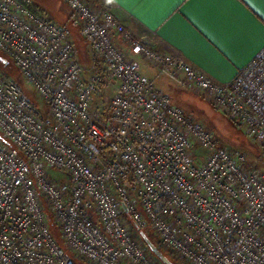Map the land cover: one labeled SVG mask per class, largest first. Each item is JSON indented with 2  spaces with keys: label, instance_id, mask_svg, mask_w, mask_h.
Masks as SVG:
<instances>
[{
  "label": "built area",
  "instance_id": "2783aa9c",
  "mask_svg": "<svg viewBox=\"0 0 264 264\" xmlns=\"http://www.w3.org/2000/svg\"><path fill=\"white\" fill-rule=\"evenodd\" d=\"M60 1L72 12L87 63L77 58L67 25L24 0H0L1 57L39 100L0 75V264H163L139 231L187 264H264V172L218 146L113 35L135 53H151L158 76L172 80L158 70L172 66L176 81L195 84L260 141L262 157L264 47L220 82L134 37L113 5ZM107 86L108 104L93 106Z\"/></svg>",
  "mask_w": 264,
  "mask_h": 264
},
{
  "label": "crops",
  "instance_id": "0c3cea01",
  "mask_svg": "<svg viewBox=\"0 0 264 264\" xmlns=\"http://www.w3.org/2000/svg\"><path fill=\"white\" fill-rule=\"evenodd\" d=\"M86 1L97 6L113 5V13L134 37L143 39L161 53L182 55L220 82L230 80L264 47V0ZM25 3L48 19L67 25L77 48V57L88 62L87 48L66 4L60 0H42L40 3L25 0ZM113 42L127 58L135 61L131 58L129 44L120 34L113 35ZM139 68L179 107L197 98L181 81L158 76L147 60ZM198 93L200 96L204 94L202 91Z\"/></svg>",
  "mask_w": 264,
  "mask_h": 264
},
{
  "label": "rangeland",
  "instance_id": "374dc122",
  "mask_svg": "<svg viewBox=\"0 0 264 264\" xmlns=\"http://www.w3.org/2000/svg\"><path fill=\"white\" fill-rule=\"evenodd\" d=\"M39 2L42 0H32ZM86 1V0H85ZM25 2V0H24ZM91 5V4H89ZM93 7H99L97 5H91ZM31 7V6H30ZM34 9L33 7H31ZM35 10V9H34ZM36 11V10H35ZM43 15L44 17L48 18L45 14L36 11ZM76 47V46H75ZM76 55H77V48H76ZM0 56H2L0 54ZM78 58V57H77ZM79 59V58H78ZM82 62V61H81ZM84 63V62H83ZM13 70L12 64L10 62L6 61L4 62V59H0V75H5V72L7 73L8 71ZM12 75V74H11ZM16 81L21 82L22 86L25 89V94L32 99L33 101H39L36 97L35 91L33 90L32 87H29V84H27L24 81V78L20 74V72L17 71L16 75H12ZM192 94L196 95L195 101H189L188 103L186 102L184 106H181L180 108L185 112L187 116L190 118H193L194 120L201 122L203 126L208 129L218 146L221 147H226L231 151H238L242 153L245 156V167H254L262 172H264V157L261 155V147H260V141L248 137L246 134V128L234 121L232 118H229L225 114L221 113L219 115L216 114V108L214 107V104L210 100L208 96L203 94V96H200L196 94L198 90H192L190 91ZM113 93V89L109 86L102 88L98 94H96L93 106L102 104V105H107L108 101L110 99V96ZM201 99H206L207 103L211 106V110L208 111V114L205 113L202 108L207 109V104H204L201 102ZM190 100V99H189ZM183 107V108H182ZM192 153L194 154V160L196 161V156L200 155L201 151L195 146V148L192 150ZM52 177H55L59 181H67L68 182V175L62 171L58 170H50L49 173ZM145 234L150 238V240L157 246V238L154 234H152L149 231H145ZM142 243L144 241L142 240ZM158 247V246H157ZM174 264H187L186 262L182 261L180 258L176 257L172 252L164 250L160 247H158Z\"/></svg>",
  "mask_w": 264,
  "mask_h": 264
},
{
  "label": "clouds",
  "instance_id": "9594fccd",
  "mask_svg": "<svg viewBox=\"0 0 264 264\" xmlns=\"http://www.w3.org/2000/svg\"><path fill=\"white\" fill-rule=\"evenodd\" d=\"M135 46L133 47V49L130 52L131 58L134 59L137 63L138 66H142L146 60H148L149 58H154L152 57L151 53L148 52H144L143 50H141L139 53H135L134 50ZM127 51V49H126ZM158 70L160 72H168L171 74L172 76V81H176V80H181L180 79V73L176 74V75H172V73L174 72V68L172 66H158ZM29 87H34L32 85L29 84ZM197 87L195 84H187V86L185 87V89L187 91H192L193 88ZM201 102L204 104H207V109L202 108V110L208 114V111L211 110V106L207 103L206 99H201ZM213 112V111H212ZM221 112V108L219 107L216 110V114L219 115Z\"/></svg>",
  "mask_w": 264,
  "mask_h": 264
},
{
  "label": "water",
  "instance_id": "95a60500",
  "mask_svg": "<svg viewBox=\"0 0 264 264\" xmlns=\"http://www.w3.org/2000/svg\"><path fill=\"white\" fill-rule=\"evenodd\" d=\"M0 59L3 60V58L0 56ZM141 239L144 241V243L147 245L151 253L159 259V261L163 264H174L151 240L150 238L145 234L144 231H139Z\"/></svg>",
  "mask_w": 264,
  "mask_h": 264
},
{
  "label": "trees",
  "instance_id": "16d2710c",
  "mask_svg": "<svg viewBox=\"0 0 264 264\" xmlns=\"http://www.w3.org/2000/svg\"><path fill=\"white\" fill-rule=\"evenodd\" d=\"M10 64H12V62H10ZM12 68H13V70L11 71V73H10V71H8L7 73L5 72V74L6 75H8V76H12V75H16L17 74V71H18V69L12 64ZM19 72V71H18ZM12 74V75H11ZM19 82V81H18ZM19 84L22 86V84H21V82H19ZM23 87V86H22ZM24 88V87H23ZM25 90V89H24Z\"/></svg>",
  "mask_w": 264,
  "mask_h": 264
}]
</instances>
